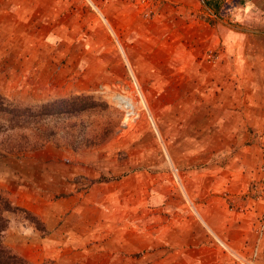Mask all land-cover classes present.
I'll list each match as a JSON object with an SVG mask.
<instances>
[{
  "label": "rangeland",
  "instance_id": "374dc122",
  "mask_svg": "<svg viewBox=\"0 0 264 264\" xmlns=\"http://www.w3.org/2000/svg\"><path fill=\"white\" fill-rule=\"evenodd\" d=\"M40 1L45 9L39 15L38 56L19 63V69L24 68L20 72H25L17 82L3 76L11 74L7 67L11 62H0V92L27 105L79 94L92 95L101 105L48 119L57 127L56 139L39 149L19 155L0 148L3 244L30 264H85V242L66 231L47 237L42 215H49L55 202L64 203L74 194L83 202L94 187L101 206L116 208L115 218L120 220L109 223L124 232L118 235L115 229L108 236L103 230L105 236L88 243L95 241V252L101 250V242L120 250V257L111 264H245L240 256L251 264H264V236L259 239L254 233L239 247L243 238L233 236L226 221L210 219L215 209L229 219L233 211L250 208L234 196L236 179L232 178L238 168L228 158L231 153L223 148L225 142L218 141L213 132L197 133V125L181 122L191 114L197 116L198 109L187 107L191 101H234L239 88L241 97L245 96L246 86L253 82L245 62L231 61L227 31L244 26L243 40L248 35L264 37L256 25L264 17V10L257 7L264 6V0H220L219 11L207 0H190L189 4L177 0ZM216 25L221 27L220 41L213 40L211 27ZM34 39L37 42V36ZM225 62L227 66L222 65ZM189 64L196 68L191 76L187 75ZM215 70H221V75L214 76ZM107 84H129L124 94L133 96L139 111L135 119H125L113 93L100 92ZM188 135L195 136L194 141L185 142ZM197 136L204 138L200 144L205 152L217 151L199 156ZM186 145H190L189 157L182 156ZM221 163L226 168L219 172L223 178L218 187L206 168L214 164L219 168ZM115 181L122 183L119 188H114ZM216 199L222 200L217 208L199 204ZM114 200L117 205H109ZM71 214L63 213L60 219L65 230L75 225ZM202 218L238 255L218 245ZM48 238L51 249H44ZM94 259V264H105L100 256Z\"/></svg>",
  "mask_w": 264,
  "mask_h": 264
},
{
  "label": "crops",
  "instance_id": "0c3cea01",
  "mask_svg": "<svg viewBox=\"0 0 264 264\" xmlns=\"http://www.w3.org/2000/svg\"><path fill=\"white\" fill-rule=\"evenodd\" d=\"M177 1L183 2L184 4L190 3V0ZM30 2L34 4L31 5ZM41 3L40 0H0V49L3 45L6 47L0 50V62H11L7 65V67L11 69V74L7 75L5 73L3 76H9L11 79L15 80V82L22 80L24 76L23 72H25H20V70H24V68L19 69V63L26 60L32 61V59H34L32 58L33 56H38L37 46L39 43V25L41 22L39 15H43L45 9L43 3ZM92 7L94 6L92 5ZM257 7L262 8L260 9L261 11L264 10V6L260 4ZM32 13L34 16H32ZM254 22L257 23L255 20ZM221 25L223 24L221 23ZM256 25H258L260 30L264 31V17L259 18ZM242 27L244 26L239 27L240 30H234V28L230 27L229 31H227V38L230 43L229 47L231 48L230 55L233 57L231 61H238L240 65L245 62L247 68L245 70L248 71L247 75L250 76V83L253 82L251 85L246 86L247 91L244 93L245 96L241 97L243 93L241 88H239L240 95L234 101H191L187 107L189 109H198L197 116L191 114L181 121L187 126L197 125V133L204 134L205 131L208 130L219 136L218 141H224L225 144L223 148L228 149L231 153L229 155L227 154L228 158L231 157L235 160L238 172L236 176L232 178L236 179L232 182V185L234 184V196L239 201L246 202L243 204H248L250 208L245 212L233 211L229 219L225 218L221 211L215 209V216L214 218L210 216V219L212 222H218L219 220H223V222L226 221V226L230 233L236 238H243L239 241V247H243V245L249 242L253 237L252 235L255 233L254 223L258 215L256 210L261 209V203L252 196L248 188L260 177V165L264 162V37H252L248 35L243 40L241 36L245 35V31H242ZM35 28H37V31ZM211 28L213 30V40L220 41L221 27L216 25ZM73 29L75 30L76 28ZM5 32L6 34H4ZM5 35H7L6 39H3ZM36 36L37 42H35L34 39ZM236 47H239L241 51L238 53L235 51L233 52L232 50L236 49ZM201 61L203 62L204 60ZM254 64L257 67H254ZM222 65L227 66L228 63L225 62ZM194 69L196 68L189 64L187 75L191 76L192 72L195 71ZM220 75L221 70H215L214 76ZM255 77L257 78L256 82L254 80ZM255 84H258V86L254 89L253 87ZM191 89L197 90L200 93L206 92L204 88L201 90V87H193ZM207 112L211 113L212 116H207L206 114H209ZM195 117L198 119L196 118L197 120H195ZM192 137L193 138H190V135H188L187 140H183L185 142L194 141L193 139H195V136ZM203 141H205L204 138L198 137L199 156H210V153L212 155L214 151H217L218 148H214L211 149L210 152H205L200 144L203 143ZM189 146L190 145L185 146L186 151L184 153L182 151L183 157L190 156L191 149ZM220 148H222V145ZM228 151L226 152L228 153ZM232 154L233 156H231ZM222 164L223 163L220 164L219 168L216 164L212 165L210 168H208V166L206 168L211 170V174L214 176V184H219L218 187L222 186L221 183L223 178L219 172L221 169L226 168L223 167ZM119 182L115 181L116 184L114 182V184H111L115 185L114 188H119L122 184ZM198 182H200L199 179ZM95 189L94 187L91 188V191L83 197V202H80V197H78L77 194L72 195L70 198H66L64 203H61V201L55 202L54 208H51L49 215H42V217L49 231L47 237H54L59 234L63 235L64 231H66L70 233L69 235L72 238H77L80 243L85 242L86 247L84 253L86 260H88L85 264H88L90 261L92 262L91 264H94V258L99 256L105 264H111L112 259L120 257V250H113L110 246L101 242V250L97 248L95 252L94 247L98 246L95 241L93 245H88V243L92 241L91 238H102L105 236L106 234L103 233V230H107L108 236L113 235L110 233L111 230L114 231L117 229L118 231L116 232L118 235L124 234V232L120 231L121 228H113V224L109 223L113 221L118 222L120 220L119 217L117 219L115 218L117 212L116 208L108 209L106 206H101V203L95 199L98 198L94 196L95 194L93 191H95ZM205 189H208V187L204 186V190ZM244 193H247L246 200H243L242 197ZM202 194L203 193L200 195ZM244 196L246 195L244 194ZM221 202V199H216L215 202L210 200L208 203L199 202V204L204 205V207H211L212 205L214 208H217ZM109 205L115 206L117 205V201L114 200V202H111ZM68 211L72 212L71 216L74 215L75 225L65 230V223H60V219L63 218V213ZM202 219L207 231L210 229L212 230L210 233H214L224 239L218 232L211 228L212 226L210 227L208 225L209 223L206 219ZM127 229L129 228H126V230ZM135 236L139 238L138 235ZM49 242L51 241L48 238V242L44 244V249L47 247L51 249ZM230 245L237 251L232 244ZM13 248L21 252L19 246L13 245ZM48 249L47 252L49 251Z\"/></svg>",
  "mask_w": 264,
  "mask_h": 264
},
{
  "label": "trees",
  "instance_id": "16d2710c",
  "mask_svg": "<svg viewBox=\"0 0 264 264\" xmlns=\"http://www.w3.org/2000/svg\"><path fill=\"white\" fill-rule=\"evenodd\" d=\"M207 3L219 11L222 1L207 0ZM93 104L101 105V102H95L92 95L79 94L27 105L15 102L0 92V148L19 155L39 149L56 139L57 127L50 125L48 119L81 114ZM0 264L30 263L8 249L0 239Z\"/></svg>",
  "mask_w": 264,
  "mask_h": 264
},
{
  "label": "built area",
  "instance_id": "2783aa9c",
  "mask_svg": "<svg viewBox=\"0 0 264 264\" xmlns=\"http://www.w3.org/2000/svg\"><path fill=\"white\" fill-rule=\"evenodd\" d=\"M130 70V79L133 82L134 86H135V90L136 92L140 93V86L139 83L137 81V78L135 77L134 73L132 72V69ZM118 86H116V84H107L102 86L104 89L100 90V92H106V91H110L113 96V98L115 99V101L118 102L119 106H121L125 113H126V120H130V119H135L138 115H139V111L137 109L136 104L134 103L132 97L133 96H129L127 94H124L126 90H129V84H117ZM121 88V90H119V88ZM116 88H118L116 90ZM133 91V90H132ZM125 98L127 100L124 101L121 98ZM260 177L255 180L249 190L252 193V196L256 199L259 200L261 203V209L257 215L256 218V222L254 225V230L256 235L260 238H262L264 236V162L260 165ZM213 234L214 240L218 243V245H220L224 250L226 251H231V252H236L235 249H233L231 247V245L226 242L224 239H222L221 237H219L218 235ZM259 249L258 245H255V250L256 253ZM236 255L237 252H236ZM241 260L243 259L245 261V264H251V262L245 258H243V256H240Z\"/></svg>",
  "mask_w": 264,
  "mask_h": 264
},
{
  "label": "bare ground",
  "instance_id": "6f19581e",
  "mask_svg": "<svg viewBox=\"0 0 264 264\" xmlns=\"http://www.w3.org/2000/svg\"><path fill=\"white\" fill-rule=\"evenodd\" d=\"M121 99L127 102V100L125 98L122 97Z\"/></svg>",
  "mask_w": 264,
  "mask_h": 264
}]
</instances>
